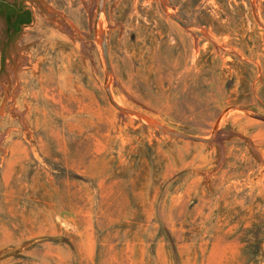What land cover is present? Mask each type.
<instances>
[{
	"label": "rangeland",
	"instance_id": "374dc122",
	"mask_svg": "<svg viewBox=\"0 0 264 264\" xmlns=\"http://www.w3.org/2000/svg\"><path fill=\"white\" fill-rule=\"evenodd\" d=\"M25 1L0 25V264H264V236L240 258L264 225V0Z\"/></svg>",
	"mask_w": 264,
	"mask_h": 264
},
{
	"label": "flooded vegetation",
	"instance_id": "af4514ba",
	"mask_svg": "<svg viewBox=\"0 0 264 264\" xmlns=\"http://www.w3.org/2000/svg\"><path fill=\"white\" fill-rule=\"evenodd\" d=\"M34 7L25 0H0V25L16 34L32 22Z\"/></svg>",
	"mask_w": 264,
	"mask_h": 264
},
{
	"label": "trees",
	"instance_id": "16d2710c",
	"mask_svg": "<svg viewBox=\"0 0 264 264\" xmlns=\"http://www.w3.org/2000/svg\"><path fill=\"white\" fill-rule=\"evenodd\" d=\"M264 236V225L260 221H254L251 226L242 229L240 241L243 243L240 258L243 263H254L259 259L260 252L256 248V242Z\"/></svg>",
	"mask_w": 264,
	"mask_h": 264
},
{
	"label": "water",
	"instance_id": "95a60500",
	"mask_svg": "<svg viewBox=\"0 0 264 264\" xmlns=\"http://www.w3.org/2000/svg\"><path fill=\"white\" fill-rule=\"evenodd\" d=\"M103 48H104V55H105V58H106V61H107V69L110 70V62H109V58H108V52H107L106 45H104ZM108 95H109L110 99L112 100L111 94L109 93ZM114 104L116 105V103H114ZM180 136L185 138V139H188V140H191V141H197V142L198 141H209L210 140V138H203V137H198V136H194V135H187V134H180Z\"/></svg>",
	"mask_w": 264,
	"mask_h": 264
},
{
	"label": "bare ground",
	"instance_id": "6f19581e",
	"mask_svg": "<svg viewBox=\"0 0 264 264\" xmlns=\"http://www.w3.org/2000/svg\"><path fill=\"white\" fill-rule=\"evenodd\" d=\"M102 23H100V26H101Z\"/></svg>",
	"mask_w": 264,
	"mask_h": 264
}]
</instances>
